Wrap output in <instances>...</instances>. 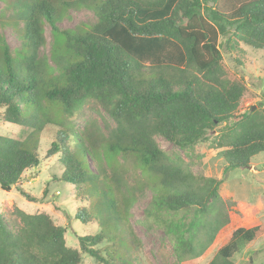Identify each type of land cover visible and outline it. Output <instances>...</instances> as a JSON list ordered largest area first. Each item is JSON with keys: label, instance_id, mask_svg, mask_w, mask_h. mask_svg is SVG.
<instances>
[{"label": "trees", "instance_id": "1", "mask_svg": "<svg viewBox=\"0 0 264 264\" xmlns=\"http://www.w3.org/2000/svg\"><path fill=\"white\" fill-rule=\"evenodd\" d=\"M0 2V122L23 131L18 138L0 135V190L16 189L37 203L22 188L23 174L57 156L61 174L52 178L72 185L87 203L75 220L100 227L78 237L77 249L45 212L16 209L15 230L0 214V264H84L85 255L97 264H134L129 208L136 189L151 193L136 223L162 229L173 264L205 261L230 225L222 179L196 176L179 151L189 158L215 131L209 146L224 149L227 168H246L264 154V98L243 111L244 83L222 58L225 52L241 66L242 45L264 50V0ZM80 8L93 11L94 23L58 27ZM6 28L18 47L7 44ZM88 102L112 119L106 135L95 121L81 131L68 122ZM49 126L43 152L40 139ZM157 137L179 151L165 152ZM119 158L135 162L132 184L119 173ZM262 232L234 229L207 264H234L231 258Z\"/></svg>", "mask_w": 264, "mask_h": 264}, {"label": "rangeland", "instance_id": "2", "mask_svg": "<svg viewBox=\"0 0 264 264\" xmlns=\"http://www.w3.org/2000/svg\"><path fill=\"white\" fill-rule=\"evenodd\" d=\"M2 6L0 2V11ZM94 21L95 15L92 10L70 9L58 27L72 29L79 24H92ZM44 31L46 45L43 52L49 54L52 41L50 27L46 25ZM2 32L10 48L18 47L19 41L9 28ZM241 47L244 51L241 66L237 65L233 58L225 52H222V58L225 67L244 83L245 93L241 103L244 111L252 105L256 106L263 102L264 50H256L244 45ZM262 109L264 110V106ZM90 121H95L105 135L107 134L106 123L110 127L114 125L112 119L94 102L85 103L68 119L70 125L77 131H81ZM50 129L51 126L47 127L41 135L40 143L43 152L51 141ZM22 132L20 127L0 122V135L18 138ZM214 135L215 131L209 134L206 141L198 143L189 158L162 137L156 138L162 150L168 153L179 151L186 161L191 162V170L196 176L222 179L219 194L228 205L230 225L211 254L201 264H207L212 259L215 252L228 242L234 229L254 226H259L263 231L262 234L248 245L243 246L231 258V261L234 264H264V154L261 153L252 158L250 166L246 168H227L222 157L224 149H212L209 146ZM118 170L122 178L130 184L134 182L135 173H138L135 162L131 158L126 160L119 158ZM60 174L61 166L57 156L44 159L39 167L23 174L22 188L39 201L37 203L27 202L16 189L8 193L0 190V214L10 229L15 230L19 226V219L15 215L16 209L30 214L45 212L50 215L56 225L65 227L66 245L78 249V237L96 234L100 227L98 223L84 225L75 220L76 210L85 208L87 203L79 199L72 185L58 183L52 178ZM44 190H46L45 196L42 197ZM134 194L135 197L129 208V224L133 235V239L130 238V240L135 245L132 250L134 264H173L175 256L162 229L154 227L149 230L136 223L144 218L145 209L151 199L150 191L136 189ZM179 216H181L180 213ZM82 259L84 264H97L88 255L82 256Z\"/></svg>", "mask_w": 264, "mask_h": 264}]
</instances>
